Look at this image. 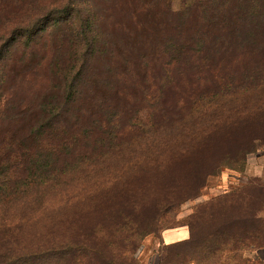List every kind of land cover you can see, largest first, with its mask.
Returning <instances> with one entry per match:
<instances>
[{
  "label": "trees",
  "instance_id": "16d2710c",
  "mask_svg": "<svg viewBox=\"0 0 264 264\" xmlns=\"http://www.w3.org/2000/svg\"><path fill=\"white\" fill-rule=\"evenodd\" d=\"M263 147L264 0H0V264H134ZM240 200L165 247L264 250L237 221L196 237Z\"/></svg>",
  "mask_w": 264,
  "mask_h": 264
},
{
  "label": "rangeland",
  "instance_id": "374dc122",
  "mask_svg": "<svg viewBox=\"0 0 264 264\" xmlns=\"http://www.w3.org/2000/svg\"><path fill=\"white\" fill-rule=\"evenodd\" d=\"M179 2L180 0H176V6ZM232 196L242 199L250 209L247 219H241L239 213L231 212L211 219L207 225L195 224V233L199 240L207 238L213 242L210 237L214 231L226 233L228 229H235L230 221L238 222L234 224L241 230L240 234L246 227L249 233L251 232L250 238H264V147L248 157L244 170H225L221 175L211 177L199 198L183 204L174 212L163 214L157 223V231L141 238L139 249L134 256V264H264V250L241 248L242 250L236 252L222 247L219 254L212 257L206 256L200 249H193L192 254L191 250L184 246L168 249L164 245L163 237L167 230L187 226L189 218L196 214L198 209L202 211L206 204ZM242 200L237 201L240 206ZM249 260L252 263H249Z\"/></svg>",
  "mask_w": 264,
  "mask_h": 264
},
{
  "label": "crops",
  "instance_id": "0c3cea01",
  "mask_svg": "<svg viewBox=\"0 0 264 264\" xmlns=\"http://www.w3.org/2000/svg\"><path fill=\"white\" fill-rule=\"evenodd\" d=\"M191 238V231L183 226L175 229H169L164 233L163 241L165 246L175 245L188 241Z\"/></svg>",
  "mask_w": 264,
  "mask_h": 264
}]
</instances>
